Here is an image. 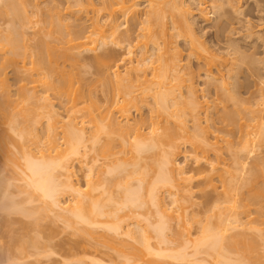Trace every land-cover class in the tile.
<instances>
[{
	"label": "bare ground",
	"instance_id": "obj_1",
	"mask_svg": "<svg viewBox=\"0 0 264 264\" xmlns=\"http://www.w3.org/2000/svg\"><path fill=\"white\" fill-rule=\"evenodd\" d=\"M67 1L65 8L71 14L92 13L87 33L79 27L70 29L59 12L47 10L40 19L46 24L29 44L25 2L0 0V9L8 17L1 34L6 48L3 63L21 74L15 97L10 83L0 80V228L10 231L12 242L4 255L11 256L13 246L39 251L58 245L54 230L42 228L35 219L60 209L64 226L87 242L109 246L122 258L121 264H264L258 261L264 241L260 227L264 224V168L259 160L247 163L254 148L264 143L260 102L264 92L258 93L256 108L242 97L253 94L246 91L245 72L264 77V58L247 53L240 42L252 41L250 22L232 40L220 32L232 22L226 19L223 6L216 5L207 45L194 28L197 17L208 20L202 11L194 13L187 0H146L147 17L139 34L143 45L138 46L141 67L130 65L123 74L109 73L113 52L108 45L120 47L123 42L118 18H134L137 0H100L99 8L91 0ZM257 2L253 0V9L262 22L264 7ZM99 10L107 15L104 24L94 18L93 12ZM178 38L187 48L185 63L175 43ZM98 45L103 50L92 54L90 65L96 75L89 81L79 56L94 52ZM192 59L204 72L202 83L210 100L198 98ZM92 82L106 92L105 106L92 96ZM146 104L148 130L143 132L146 120L141 114L131 118L130 113ZM202 107L231 127L225 135L216 129L210 141L209 134L214 132L201 125ZM113 112L121 119L114 118ZM247 115L251 120L258 117L257 128H241L249 125L239 121ZM236 129L239 135L234 142L230 136ZM182 143L192 148L195 175L176 174L179 167L174 160ZM224 154L230 159L226 168ZM74 161L86 162L82 188L72 181ZM163 188L178 194L173 199L175 216L162 207L159 192ZM193 193L200 198L198 203L191 199ZM64 194L71 196L67 206L61 204ZM190 206L196 214L187 221ZM251 206L260 222L241 221ZM201 212L203 217L195 218ZM133 223L136 230L129 227ZM191 223H197L194 238L187 234ZM32 232L42 233L46 240L32 237ZM176 241L178 247L173 249L170 244Z\"/></svg>",
	"mask_w": 264,
	"mask_h": 264
},
{
	"label": "rangeland",
	"instance_id": "obj_2",
	"mask_svg": "<svg viewBox=\"0 0 264 264\" xmlns=\"http://www.w3.org/2000/svg\"><path fill=\"white\" fill-rule=\"evenodd\" d=\"M25 2V9L26 14L30 20V23L24 28L26 32V38L29 44H33L35 40V32L39 29L43 28L46 24L44 20L40 21V19H44L45 13L47 10L48 12H52L56 10L59 12L60 17L63 19L64 22L69 24L71 28L79 27L81 33L85 34L89 30V25L92 18V13L88 12L87 14H71L66 10V5L68 3L67 0H23ZM190 7L194 11V13H202L204 16L208 18L207 21L201 20L199 17L196 19V23L194 24L195 31L198 35H200V39H203L207 45H210L209 42L210 37H212V31L209 28V25L213 23V18L215 16L216 5H222V10H225L227 14L225 15L226 19L229 22H232L228 26V30L226 26H224L220 32L225 33L229 36L232 40H236L240 33L239 29H244V25L250 22V31L253 33L251 39L252 41L248 40V44L245 42L240 41L242 49L245 50L247 53L252 54V56L256 58H264V21L260 22L257 17L256 10L253 9V0H222L216 1L215 0H187ZM94 7L99 8L100 0H91ZM147 2L146 0H137L138 11L134 18L127 17L125 15L118 18L120 23L119 29L121 31V37L123 42L121 43L120 47H114L112 45H108L111 47L112 58H111V65L109 67V73H113L114 71L120 72L123 74L126 68L130 65L141 67V60L140 56V48L138 46L143 45V41L140 37L141 27L143 26V21L147 17ZM260 6L264 7V0H258L257 2ZM95 20L99 24L106 23L107 15L105 11L99 10L97 12H93ZM198 16V15H194ZM8 22V17L4 14L0 9V36L3 33L4 28ZM260 22V23H259ZM123 34H126L123 36ZM177 48L181 51V61L185 63V57L187 54V48L183 40L178 38L175 42ZM245 44V45H244ZM136 45V46H135ZM102 48L96 46L94 52H82L79 56L80 63L84 64L86 67V71L84 73L85 79L92 81L96 75V68L90 65V61L92 58L93 53H101ZM6 56V48L3 37L0 38V80H6L10 83V90L12 97H15V83L21 76V74H15L12 72L11 68L3 63L4 57ZM193 69L196 73L195 75V82L194 86L196 88V93L200 100L207 99L210 100L211 97H208L206 91L204 90V84L202 83L205 79L202 73V70H198L197 62L192 59ZM23 63L20 60L19 65L21 66ZM149 71V68L146 69V72ZM198 73V76H197ZM248 77L246 80V91H251L253 94L244 93L242 97L247 100V105L250 108L257 107V100L260 99L259 92H264V77L262 74H256L254 72H250V75L246 72L244 73ZM149 77V76H148ZM261 89L258 91V89ZM241 90H245L242 88ZM51 95V94H50ZM106 92L102 89L101 85L98 83L92 82V96L96 99L99 105L105 106L106 99H105ZM262 102V106L264 107V97L260 99ZM55 107L58 111L61 112L63 115V110L59 107V102L54 100ZM210 110V109H209ZM211 111L202 107L199 110V118L202 126H208L211 131L214 133H210V141H214V134L218 132L219 135H225L227 133L226 128H231L229 126H224L220 123L219 115H213ZM139 114H141L142 118L146 121L142 126V131L146 132L148 130V104L141 106L138 110L132 109L130 113L131 118H138ZM264 115V112L262 113ZM212 115V116H211ZM112 116L117 120H120L121 117L118 113L113 112ZM205 118L208 120L205 121ZM248 115L246 117L240 118L239 121L241 124L247 123L249 124L248 127L244 125L241 128H257L258 126V117L255 116L254 119L249 121ZM187 126L188 128L192 127V122L187 119ZM233 128H237L234 126ZM218 130L217 132L214 130ZM39 134L42 136L44 134V129L41 127L39 130ZM239 133L236 130H233L231 136L233 141L235 142L238 139ZM58 142L61 143L62 140L58 136ZM180 152L175 157L174 163L176 166L179 167V170H176V174L180 177H188L191 175H195L193 169L196 167V163L194 162V154L192 151L191 146L188 143H182L179 148ZM211 154V153H210ZM212 155V154H211ZM224 161L227 167V164L230 162L228 155H223ZM256 160L261 161L263 163L264 168V143L259 146L255 147L254 150L250 153L249 157L247 158V163L250 166L251 163L253 164ZM0 161V165H1ZM73 175L72 181L78 184L81 188L84 186L85 182V172H86V162H73L72 163ZM216 184L219 185V182L216 181ZM162 200L161 204L164 209L171 216H175L178 214L176 212V203L173 202V199L177 197V195H171L167 191L166 188L161 189L159 192ZM191 199L198 203L200 198L196 194L191 195ZM71 203V196L68 194H64L61 196V204L63 206H67ZM253 206H251L252 208ZM195 213V207L190 206L185 212V219L187 221L192 220L191 216ZM62 214H64V210H56V211H49L43 217H38L35 219L42 228L45 226H49L54 230V240L58 241V245H53V247H42L37 251L34 247L29 246L23 250L13 246L12 247V255L7 257L4 255L5 249L8 245L12 246V242L10 241L9 235L10 231L6 227L0 228V264H121L122 258L118 256V254L111 249L109 246L103 244H97L94 241H85L82 237L78 236L77 234H73L69 227L64 226ZM203 213H199L194 215L195 218H202ZM255 212L253 208L250 209V213L248 217L242 216L241 221H247L248 219L251 220L255 218ZM142 219V217H139ZM256 219V218H255ZM260 222V219H256ZM134 222V221H132ZM172 225L176 224V218L173 217ZM125 225V224H124ZM197 223L189 224V228L187 230V234L190 238H194L197 234ZM178 224L176 225V227ZM129 227L133 230L137 229L135 223L130 224ZM260 227L264 230V224H261ZM32 237L38 240H46L45 237H42V233H31ZM125 237V236H124ZM127 238V237H125ZM170 246L175 249L178 247V241L172 242ZM261 252L259 255L258 261L264 260V241L260 246ZM191 248L188 246L186 251H190Z\"/></svg>",
	"mask_w": 264,
	"mask_h": 264
}]
</instances>
